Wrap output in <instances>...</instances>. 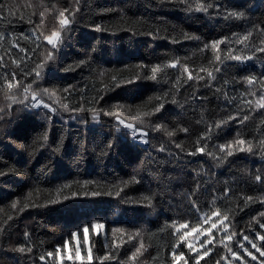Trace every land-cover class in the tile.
I'll use <instances>...</instances> for the list:
<instances>
[{"label":"trees","instance_id":"trees-1","mask_svg":"<svg viewBox=\"0 0 264 264\" xmlns=\"http://www.w3.org/2000/svg\"><path fill=\"white\" fill-rule=\"evenodd\" d=\"M0 242L264 264V0H0Z\"/></svg>","mask_w":264,"mask_h":264},{"label":"bare ground","instance_id":"bare-ground-1","mask_svg":"<svg viewBox=\"0 0 264 264\" xmlns=\"http://www.w3.org/2000/svg\"><path fill=\"white\" fill-rule=\"evenodd\" d=\"M74 46L76 47V45H74ZM81 47H82V46H81ZM83 47H84V46H83ZM73 49H74V48H73ZM79 49H81V48H79ZM75 50H76V48H75ZM75 50H74V51H75ZM77 51H78V50H77ZM75 52H76V51H75ZM80 52H81V51H80ZM75 54H76V53H75ZM82 55H83V54H82ZM80 56H81V55H80ZM33 121H34V120H33ZM49 121H50V120H49ZM37 122H38V121H37ZM54 122H55V120H54ZM31 125H32V124H31ZM54 125H55V124H54ZM54 125H53V126H54ZM56 125H59V124L57 123ZM56 125H55V126H56ZM60 126H61V125H60ZM58 128H59V127H58ZM55 129H56V128H55ZM59 130H60V129H59ZM53 131H54V129H53ZM58 133H59V132H58ZM31 152H32V151H31ZM55 154H56V153H55ZM59 157H60V156H59ZM51 160H52V159H51ZM56 160H57V159H56ZM61 161H62V160H61ZM49 162H50V161H49ZM52 162H53V160H52ZM53 163H54V162H53ZM53 163H52V164H53ZM52 166H53V165H52ZM58 166H59V165H58ZM58 166H57V168H58ZM60 167H61V166H60ZM26 172H27V171H26ZM24 174H25V173H24ZM26 175H27V174H26ZM32 175H33V174H32ZM34 175H35V174H34ZM34 175H33V176H34ZM30 176H31V175H30ZM35 176H36V175H35ZM28 177H29V175H28ZM26 180H27V179H26ZM31 180H32V179H31ZM43 180H44V179H43ZM27 181H28V180H27ZM1 243H2V242H0V244H1ZM2 245H3V244H2ZM2 245H1V246H2ZM5 246H6V245H5ZM7 246H8V244H7ZM0 248H1V247H0ZM1 250H2V249H1ZM1 250H0V252H1ZM5 250H7V249H5ZM2 251H4V250H2ZM16 252H17V250H16ZM16 252H15V253H16ZM20 252H21V251H20ZM3 253H4V252H3ZM6 255H7V254H6ZM18 256H19V255H18ZM1 257H2V256H1ZM12 257H13V256H12ZM22 257H23V256H22ZM24 257H25V256H24ZM27 257H29V256H27ZM6 259H7V257H6ZM30 259H31V258H30ZM2 260H4V259H2ZM23 260H24V259H23ZM5 261H6V260H5ZM21 261H22V260H21ZM16 262H17V261H16ZM9 263H10V261H9ZM15 264H18V262L15 263ZM21 264H22V263H21ZM30 264H33V263H30Z\"/></svg>","mask_w":264,"mask_h":264},{"label":"rangeland","instance_id":"rangeland-1","mask_svg":"<svg viewBox=\"0 0 264 264\" xmlns=\"http://www.w3.org/2000/svg\"><path fill=\"white\" fill-rule=\"evenodd\" d=\"M49 41H50V42H54V43H55L57 40H56V38H52V39H50ZM135 133L137 134V133H138V131H137V132H135ZM143 140H144L143 138H140V141L144 142Z\"/></svg>","mask_w":264,"mask_h":264}]
</instances>
